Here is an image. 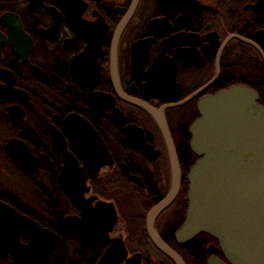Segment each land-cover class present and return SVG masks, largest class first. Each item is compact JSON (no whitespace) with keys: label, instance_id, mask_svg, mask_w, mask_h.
<instances>
[{"label":"flooded vegetation","instance_id":"1","mask_svg":"<svg viewBox=\"0 0 264 264\" xmlns=\"http://www.w3.org/2000/svg\"><path fill=\"white\" fill-rule=\"evenodd\" d=\"M5 15L14 20L5 22ZM0 33L9 41L0 44V203L45 230L1 246L0 264H99L120 245L119 264H178L152 241L148 225L150 211L172 190L167 137L133 100L164 117L181 171L180 189L154 232L183 264H230L212 235L180 243L176 234L199 159L190 128L201 117L200 101L242 85L264 106V0H0ZM73 115L97 131L113 160L86 183L93 206L113 203L118 213L99 250L83 248L64 229L66 218L82 216L60 184L65 160L53 132L84 172L79 150L94 140L85 125L68 127ZM25 150L37 158L36 171L12 156ZM9 176L26 184H2ZM62 248L87 260L65 261Z\"/></svg>","mask_w":264,"mask_h":264},{"label":"water","instance_id":"2","mask_svg":"<svg viewBox=\"0 0 264 264\" xmlns=\"http://www.w3.org/2000/svg\"><path fill=\"white\" fill-rule=\"evenodd\" d=\"M1 19L5 22L14 20L10 15ZM0 44H9L1 33ZM133 101L159 120L171 154L172 190L148 215L150 236L160 249L178 264H183L153 230L155 219L172 203L180 189L181 171L175 147L161 113L143 101ZM199 109L201 117L190 128L191 148L199 159L189 171V207L185 222L176 234L177 240L183 243L204 232L218 239L230 264H264V106L258 103L255 91L238 85L202 99ZM75 124L85 125L94 133V140L89 134L91 141L82 147L83 152L78 149L86 160L88 168L85 172L67 150L62 134L53 132L65 160L60 184L82 216L81 221L75 217L66 218L64 229L69 237L80 239L83 248L99 250L110 241L108 235L117 223L118 213L113 203L98 202L93 206L95 198L85 197L90 190L86 183L97 176L99 164L113 160L97 131L85 119L69 116L68 127ZM69 128L68 133L73 139ZM23 154L12 156L36 171L37 158L26 150ZM26 159L30 166L25 164ZM123 172L130 180H138L127 167H123ZM15 229L17 232L12 233ZM30 231L37 235L45 232L37 223L0 203V247L14 244L21 233L32 236ZM120 246L111 247L99 264H119L123 253ZM55 249L47 251L48 259ZM209 264L224 263L212 259Z\"/></svg>","mask_w":264,"mask_h":264},{"label":"trees","instance_id":"3","mask_svg":"<svg viewBox=\"0 0 264 264\" xmlns=\"http://www.w3.org/2000/svg\"><path fill=\"white\" fill-rule=\"evenodd\" d=\"M50 175H51V181L52 182H56V175H57V173L50 172ZM62 251H63V260H65V261H71V260H87V258H85V256H81L82 254H80L79 259H76V258L74 259V258H72L70 256V253H67L66 251H64L63 248H62Z\"/></svg>","mask_w":264,"mask_h":264},{"label":"rangeland","instance_id":"4","mask_svg":"<svg viewBox=\"0 0 264 264\" xmlns=\"http://www.w3.org/2000/svg\"><path fill=\"white\" fill-rule=\"evenodd\" d=\"M2 184H26L22 179H15L11 176L2 180Z\"/></svg>","mask_w":264,"mask_h":264}]
</instances>
